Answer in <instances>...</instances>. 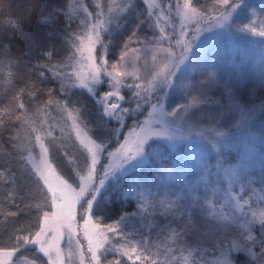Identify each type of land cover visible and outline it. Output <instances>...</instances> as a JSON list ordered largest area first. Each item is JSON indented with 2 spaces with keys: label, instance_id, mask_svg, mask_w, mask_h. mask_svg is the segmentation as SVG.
Returning a JSON list of instances; mask_svg holds the SVG:
<instances>
[{
  "label": "snow or ice",
  "instance_id": "6c2138e0",
  "mask_svg": "<svg viewBox=\"0 0 264 264\" xmlns=\"http://www.w3.org/2000/svg\"><path fill=\"white\" fill-rule=\"evenodd\" d=\"M23 11L0 25V264H264V152L258 174L250 149L221 162L264 100L242 101L241 74L204 54L221 31L264 51V8L29 0ZM179 144L188 152L173 160ZM113 189L135 210L109 207Z\"/></svg>",
  "mask_w": 264,
  "mask_h": 264
},
{
  "label": "trees",
  "instance_id": "16d2710c",
  "mask_svg": "<svg viewBox=\"0 0 264 264\" xmlns=\"http://www.w3.org/2000/svg\"><path fill=\"white\" fill-rule=\"evenodd\" d=\"M29 0H0V25L5 24L6 21L11 20L15 17H22L24 15L23 7ZM208 3H211V0H208ZM264 5V0L262 1ZM264 22V19H262ZM75 26V25H74ZM222 35L226 37V40L229 45L230 53H231V64L236 71L241 74V89L240 91L245 95L241 97L242 101L247 99L254 101L259 104L262 100H264V88L261 87V70L264 68V51H262L257 37L251 36H242L240 33H229V32H218L216 35ZM253 41H257L254 43ZM115 43V41H114ZM58 51H62L63 49L58 45ZM0 60L7 62V57L0 52ZM256 67H250L255 66ZM256 68L254 71H248L247 69ZM245 70V71H244ZM0 97H4V99H0V107H6L7 102L10 99V93L7 89H0ZM236 117H231L229 126L231 123H234L239 120V115H235ZM143 119V116L140 117ZM131 120L126 122L125 129L122 131L121 136L123 137L128 130V127L131 126ZM264 125V114L258 112L257 119L255 120L254 126L252 128V134L250 137L242 140H238L236 144L224 151V156L221 158V162L224 163L225 167L228 162H237L240 161L244 150L250 149L248 158L254 156L256 153L264 151V139L261 138L260 129ZM182 147L181 144L177 145ZM171 156L173 159L176 157V151L170 150ZM211 164H216V159H211ZM259 170L256 171L258 174ZM141 175H147L146 172H141ZM256 187H259L257 184ZM4 193L0 191V205L3 206L4 209H8V204L3 201ZM111 203H109V207L117 209L122 208L123 211H134V201L125 200L123 204L119 199V189H113L108 194ZM114 218V213L110 212L106 215L105 219ZM2 219V217H0ZM26 223V222H25ZM192 241L189 240V243ZM208 246L207 243L204 245Z\"/></svg>",
  "mask_w": 264,
  "mask_h": 264
},
{
  "label": "rangeland",
  "instance_id": "374dc122",
  "mask_svg": "<svg viewBox=\"0 0 264 264\" xmlns=\"http://www.w3.org/2000/svg\"><path fill=\"white\" fill-rule=\"evenodd\" d=\"M262 1L263 0H248V3L251 4L256 9L257 12H260L261 9L264 8ZM86 2L91 3V0H86ZM262 19H264V18L258 17L257 23H262L263 22ZM257 38L261 39L259 37H257ZM204 54H205V57L207 60L218 63L219 66L225 72L231 73L232 70L234 69V67L231 64V53H230V49H229V45H228V42L226 40V37H224L220 34L214 35L213 38L208 42V44L205 48ZM250 67H256L257 68V65L250 66ZM256 68L247 69V70L248 71H254ZM234 117H236V116H234ZM181 145H182L181 148H179L180 146H177L175 149H172L173 151H176V157H174L173 160H178L181 156H184L187 154V152H188L187 145H185V144H181ZM198 151H199L198 147L194 145L192 148L193 158L196 157ZM261 152H264V151H261ZM261 152H258L254 156L248 158L249 166H250V168L254 169L255 173L257 170H259L260 161H259L258 157L260 156ZM239 162L240 161L228 162L226 167L229 164H238ZM131 223L133 225H135L136 221H132ZM155 235L156 234L153 233L154 239H155ZM25 255L27 256V258L29 260L33 258L30 253H25ZM18 256H19V254H17V257ZM13 259H16V257H13ZM137 264H140V262H137ZM145 264H148V262L146 261Z\"/></svg>",
  "mask_w": 264,
  "mask_h": 264
}]
</instances>
